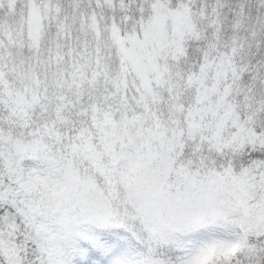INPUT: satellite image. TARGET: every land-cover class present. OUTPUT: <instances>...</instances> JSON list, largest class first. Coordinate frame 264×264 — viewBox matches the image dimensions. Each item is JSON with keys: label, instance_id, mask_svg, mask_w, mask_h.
I'll return each instance as SVG.
<instances>
[{"label": "snow or ice", "instance_id": "obj_1", "mask_svg": "<svg viewBox=\"0 0 264 264\" xmlns=\"http://www.w3.org/2000/svg\"><path fill=\"white\" fill-rule=\"evenodd\" d=\"M0 264H264V0H0Z\"/></svg>", "mask_w": 264, "mask_h": 264}]
</instances>
